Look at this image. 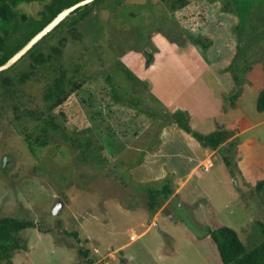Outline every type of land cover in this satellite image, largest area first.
<instances>
[{
    "label": "rangeland",
    "instance_id": "1",
    "mask_svg": "<svg viewBox=\"0 0 264 264\" xmlns=\"http://www.w3.org/2000/svg\"><path fill=\"white\" fill-rule=\"evenodd\" d=\"M48 1L15 5L17 16L6 25L9 49L37 27L35 22L22 26L21 13L39 18ZM169 1L87 2L80 5L88 7L83 15L68 13L2 69L0 216L27 218L34 225L18 230L25 247L0 264H86L88 258L92 264H222L215 243L204 235L207 227H232L245 249L264 237V181L256 184L264 178L254 183L242 176L235 148L227 147L228 140H236V129L227 128L229 136L205 167L198 160L204 157L202 147H189L184 131L166 117L187 105L207 133L220 127L223 111L232 106L227 94L233 92L243 95L235 112L255 120L263 116L255 98L264 85V5H246L250 12L242 24L233 0H185L174 9ZM13 22L22 27L13 30ZM193 34L211 42L201 48L191 41ZM144 47L152 54L148 64ZM52 66L81 81L49 111L63 132L41 130L36 118L46 116L42 92L57 72ZM3 76L18 84L14 102L31 116L12 109V98L2 94L10 87L1 83ZM112 90L118 101L111 99ZM85 126L89 132H77ZM111 129L112 144L102 138ZM251 130L257 146L264 144V120ZM37 138L45 140L42 145ZM78 139L89 141L82 151L96 150L97 143L103 147L92 157L80 152ZM141 158L146 161L139 164ZM165 179L174 187L182 182L178 195L159 194L160 204L150 210L148 190Z\"/></svg>",
    "mask_w": 264,
    "mask_h": 264
},
{
    "label": "trees",
    "instance_id": "2",
    "mask_svg": "<svg viewBox=\"0 0 264 264\" xmlns=\"http://www.w3.org/2000/svg\"><path fill=\"white\" fill-rule=\"evenodd\" d=\"M20 1H30V0H0V63L3 62L13 51H15L22 43H24L36 30H38L41 26H43L58 10H60L62 7H65L71 3H73L76 0H67L66 2H62V0H49L45 5L44 8L40 10V17L39 18H32L27 17L25 14L21 13V17L23 18L24 22L22 23V26L25 24H31L35 22L37 24V27L28 35L25 37V39L17 44L16 47L9 49V41L11 39V36L7 33V27L6 25L13 21L17 16V11L15 9V5ZM94 0L89 1L90 3ZM238 5V14L240 16L242 24L245 22L247 18V14L250 12L248 8L249 6H246L248 4L253 5L262 3L264 5V0H233ZM228 2V0H226ZM186 3L185 0H170L169 1V8H179L183 6ZM87 3H84L86 5ZM83 5V4H82ZM83 5V6H84ZM91 6V5H89ZM88 8V7H87ZM87 8H81L80 6L75 7L72 11L69 12V14L73 13L76 15H83ZM78 12H75L76 10H79ZM72 14V15H73ZM70 19V23L74 20L75 17H72ZM63 19V18H62ZM62 19L57 23L59 24ZM74 22V21H73ZM10 27L15 29H20L22 26H17L15 22L12 23ZM56 24V25H57ZM55 25V26H56ZM17 29V30H18ZM190 39L193 43L199 44L201 48H205L209 45L211 40L209 38H205L204 40L198 35L193 34L190 35ZM32 44L26 51H29L32 46ZM239 46H241L239 44ZM239 48V47H238ZM25 51V52H26ZM143 52L146 53V57L144 59V63L148 64L152 58V54L150 50H148L146 47L143 48ZM39 57V56H38ZM35 58V56H33ZM53 67V66H52ZM4 70V69H3ZM0 70V73L3 71ZM53 70H56L57 72L50 78V80L47 82L46 86L43 89L42 92V98L46 102V109H45V115L41 116V114L36 115V118L40 122V129L45 131V128H48L49 126L51 128H61V124L56 122L55 116L53 114H49V111L55 107L59 106L71 91L74 89H77L81 85V81H75L73 79H69L66 77V74L62 68L56 69L53 67ZM25 71L20 73V78H23L25 76ZM129 73V72H128ZM109 75V74H108ZM108 77V76H107ZM232 78L234 82L238 83V74L236 72H232ZM1 83L3 85L8 84L10 87H3L2 94L3 95H9V97L12 98L11 101V107L15 111V113L26 114L28 116L32 115V112L25 107V105H21V108L17 109V103H15L16 94L18 91V84L11 82L10 78L7 76H3L1 79ZM11 83V84H10ZM111 89L113 85H110ZM229 98L230 105H234V99L237 96V92L229 93L227 94ZM111 99L113 101H118V97L116 93L111 92ZM255 108L257 110L264 109V85L260 87V89L257 92L256 98H255ZM59 114L63 116V112L61 110L58 111ZM98 113V112H97ZM100 113V111H99ZM15 114V115H16ZM99 115L96 116V118ZM166 117L168 121L174 122L179 128H181L183 131L189 133L192 137H194L201 145L208 146L210 148H218L220 147L226 138L230 134V130L224 127H218L216 129H213L207 133L199 132L195 129H193L188 122V112L185 109L177 108L170 112L166 113ZM86 128H79L77 129L78 133L83 132H89L88 126H85ZM63 129L61 128V132ZM77 134V133H76ZM114 131L113 129L110 130V133L103 134L105 142L112 144V140L114 137ZM87 135V134H86ZM26 139L29 140L28 134H25ZM86 137V136H85ZM35 141H38V144L42 145V143L45 141L44 139L38 140L35 139ZM77 145L80 146V152L87 147L89 144L88 140H77ZM235 140L231 139L227 142L228 149H231L234 147ZM81 144L84 146L82 147ZM74 145V144H72ZM103 146L100 143L96 144V150H90V151H82L83 153L86 152L87 154H91L92 157H96L97 150L101 149ZM85 157V155H83ZM223 160L227 165H230L231 162L226 156V154H222ZM4 165H1V168H3ZM264 180H258L256 184H260ZM171 192V188L167 180H163L161 182L160 187H150L148 190V207L150 210H153L158 204H160L161 200L157 199V196L161 194V198H165L169 193ZM34 221L27 219V218H17L11 215H3L0 216V260H6L7 263H10V257L11 253L14 249H17L19 247H25L24 244L19 242L18 237V230L26 227V226H33ZM260 230L264 234V227L262 224H260ZM73 235H75L74 231H71ZM204 235H208L213 242L215 243L219 258L222 262V264H264V237L256 244L251 246L248 249H245L242 241L238 237L236 231L228 226V225H218L216 227L206 228V232ZM84 252V251H82ZM86 264H92L90 258L87 259Z\"/></svg>",
    "mask_w": 264,
    "mask_h": 264
},
{
    "label": "crops",
    "instance_id": "3",
    "mask_svg": "<svg viewBox=\"0 0 264 264\" xmlns=\"http://www.w3.org/2000/svg\"><path fill=\"white\" fill-rule=\"evenodd\" d=\"M260 87L258 89H260ZM242 96L243 95H241V94L237 95L236 98L234 99V105H232L230 108L231 113L228 110L223 111L225 118L223 121L217 123V125L219 124L220 127H224V128H231L230 126H233L236 129V130H234L235 132L232 135V136L236 137V140L234 143V148H235L234 150L236 152V156H235L236 164H237L242 176L246 179V181L253 180V182L255 183L258 179L264 178V175H262L263 173L261 174V172H264V159H263L264 144H262L261 146H257V142L259 140L256 137L255 132L251 129L255 125H257L258 123H260L264 120V109L258 110L259 112H262L263 116L258 118L257 120H255L254 116H252V115H247L245 113L241 114L239 112H235V108H238V99H240V97H242ZM172 102H174V101H172ZM179 108L185 109L188 112V114H189L188 122H189V125L193 129H195L199 132L205 133L203 130H200L198 128L197 124H200V125H202V124L196 118L193 119L194 118V116H193L194 112L192 111V109L189 106L181 105ZM213 122H215V121H213ZM172 127H174V126H172ZM176 130H177L176 128L172 129V131H176ZM247 131H250L249 134L247 136H245L244 139L241 141L240 137L238 138V136H241V134H243L244 132H247ZM184 132H181V135H183L185 137V140H186V142H188L189 147H194V148L196 146L202 147L201 150L203 152L204 157H202L201 159H198V160H203L202 162L205 163L206 159H208V156L211 154V152H213L217 148H210L208 146H203L194 137H191L188 135L187 132L186 133H184ZM160 137L166 138L165 135L164 136L162 135V131L160 132ZM160 140H161V138H160ZM262 143H264V142H262ZM256 150H257V152H256ZM147 151L152 152V150H150V151L147 150ZM252 154H255L253 156V158H252ZM147 155H152V153H147ZM144 156H146V155H144ZM141 160H142V163H144L146 161V159L141 158L138 161V163ZM193 168H194V165L192 166V169ZM181 183L182 182L180 181L179 184H181ZM179 184H178V186H179ZM178 186H176V187H174V185L170 186V188H172L171 190H173L175 193H177V195H178ZM152 215H154V217H156L155 213H153Z\"/></svg>",
    "mask_w": 264,
    "mask_h": 264
},
{
    "label": "water",
    "instance_id": "4",
    "mask_svg": "<svg viewBox=\"0 0 264 264\" xmlns=\"http://www.w3.org/2000/svg\"><path fill=\"white\" fill-rule=\"evenodd\" d=\"M91 0H76L73 3L62 7L58 10L43 26L36 30L21 46L13 51L3 62L0 63V70L8 67L13 61H15L20 55H22L33 43H35L42 35L55 26L65 15L72 11L75 7L87 3ZM57 205L53 206V212H55Z\"/></svg>",
    "mask_w": 264,
    "mask_h": 264
},
{
    "label": "built area",
    "instance_id": "5",
    "mask_svg": "<svg viewBox=\"0 0 264 264\" xmlns=\"http://www.w3.org/2000/svg\"><path fill=\"white\" fill-rule=\"evenodd\" d=\"M203 165H204L205 167H208V166L211 165V162L208 160L207 162L203 163Z\"/></svg>",
    "mask_w": 264,
    "mask_h": 264
}]
</instances>
